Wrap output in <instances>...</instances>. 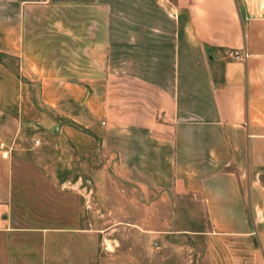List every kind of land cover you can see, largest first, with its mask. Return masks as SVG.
Here are the masks:
<instances>
[{
    "label": "crops",
    "instance_id": "crops-1",
    "mask_svg": "<svg viewBox=\"0 0 264 264\" xmlns=\"http://www.w3.org/2000/svg\"><path fill=\"white\" fill-rule=\"evenodd\" d=\"M33 1L0 0V52L13 51L16 9ZM162 3L120 26L119 70L110 64L95 92L62 115L100 133L121 178L199 196L213 232L253 239L248 264H264V17L249 0ZM235 49L248 59H230ZM38 145L0 140V264H57L59 238L79 219L65 205L68 181L41 163ZM36 240L39 251L27 245Z\"/></svg>",
    "mask_w": 264,
    "mask_h": 264
},
{
    "label": "rangeland",
    "instance_id": "rangeland-1",
    "mask_svg": "<svg viewBox=\"0 0 264 264\" xmlns=\"http://www.w3.org/2000/svg\"><path fill=\"white\" fill-rule=\"evenodd\" d=\"M163 4L34 0L16 9L13 51L0 52V140L39 142L41 163L68 181L65 205L76 207L70 215L79 219L59 238L63 259L57 264H248L256 245L253 239L215 234L199 196H175L121 178L100 133L62 115L77 109L78 96L86 101L95 92L110 64L119 70L126 58L120 26H135L136 12L165 10ZM123 11L132 15L122 19ZM106 30L111 50L104 49ZM27 245L39 251L41 241Z\"/></svg>",
    "mask_w": 264,
    "mask_h": 264
},
{
    "label": "built area",
    "instance_id": "built-area-1",
    "mask_svg": "<svg viewBox=\"0 0 264 264\" xmlns=\"http://www.w3.org/2000/svg\"><path fill=\"white\" fill-rule=\"evenodd\" d=\"M239 0H237L238 2ZM240 1H245V0H240ZM249 2L255 7L259 15L264 17V0H249ZM257 13V14H258ZM228 57L232 60H237V61H246L249 57L248 52L245 49L242 50H230L227 53ZM39 142H35V145H38Z\"/></svg>",
    "mask_w": 264,
    "mask_h": 264
}]
</instances>
